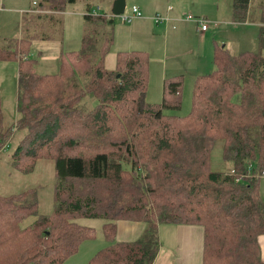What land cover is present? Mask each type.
Returning a JSON list of instances; mask_svg holds the SVG:
<instances>
[{
  "label": "trees",
  "instance_id": "trees-1",
  "mask_svg": "<svg viewBox=\"0 0 264 264\" xmlns=\"http://www.w3.org/2000/svg\"><path fill=\"white\" fill-rule=\"evenodd\" d=\"M76 2L34 1L23 15L16 45L6 46L10 41L0 37V59H19L16 128L25 135L13 150V165L28 173L39 160L50 158L57 176V205L49 215L37 213L38 200H28L24 192L0 195V239H7L0 250L13 252L0 264H62L94 234L77 217L106 221L111 244L90 264H155L160 225L167 223L204 227L203 264H264L259 243L264 234V26L259 53L238 57L225 46L216 47L214 71L197 79L192 113L180 116L165 110L181 109L182 76L165 79L162 103L147 101L150 62L145 51L120 55L118 70L105 67L114 39L110 11L98 14L87 7L82 49L63 57L59 73L30 71L33 41L54 39L43 24ZM254 12L264 23V0L257 6L254 0H234L235 22H257ZM63 89H75L67 95L74 117L55 109ZM89 92L98 98L97 108L79 110ZM238 92L241 102L235 103ZM76 120L84 129L74 127ZM13 126L0 98V151L8 147ZM220 142L228 168L216 171L212 152ZM181 193L191 208L182 205ZM35 215L27 228L20 227ZM121 219L146 222L139 239L115 241Z\"/></svg>",
  "mask_w": 264,
  "mask_h": 264
},
{
  "label": "rangeland",
  "instance_id": "rangeland-1",
  "mask_svg": "<svg viewBox=\"0 0 264 264\" xmlns=\"http://www.w3.org/2000/svg\"><path fill=\"white\" fill-rule=\"evenodd\" d=\"M34 1L44 2V0H0V37H5L10 41L4 45L14 47L17 39L21 38L23 15L31 12ZM115 1L77 0L76 3L68 5L64 13H56L54 22L45 21L43 24L45 34L58 39L49 40V42L36 40L32 43L28 56L33 58L34 62L30 63L33 66L30 71L36 70L41 75L59 73L60 63L58 62H62L64 56L78 53L82 49L86 27L84 15L87 13V7L90 6L91 10L103 14L104 11L112 10V4ZM124 1L126 5L123 13L113 16L110 20V30L114 39L104 65L110 71L118 70L120 55L145 51L150 62L146 99L152 104L163 102L165 79L162 80V74L182 76V107L180 110L167 109L165 110L167 114L188 116L192 113L197 79L214 71V52L218 45L225 46L233 56L238 57L246 53H259L261 50L259 24L262 22H235L233 19L234 0ZM259 1L254 0L256 6ZM134 6L139 7L142 17L125 22L124 17L132 16ZM169 6L173 7V11H168ZM100 7L101 9H99ZM47 8L48 6L45 4L43 9L47 11ZM36 13L43 14L44 12L39 10ZM157 14L169 16L175 21L157 24L154 21ZM189 15L206 19L207 30L202 31L196 22L186 20V16ZM226 20L229 23H226ZM173 24H176V29L172 28ZM262 24L264 25V23ZM18 83L19 59L16 57L0 59L1 105L5 119H8L11 125L14 124L6 141L8 147L0 151V195H18L24 192V196L28 200H38L37 213L49 215L54 212L57 205L54 191L57 181L54 161L50 158L41 159L36 163L33 171L26 173L15 168L11 159L13 150L25 135V131L16 128L17 120L20 117V113L18 114ZM74 91L75 89H70L68 93H74ZM68 93L64 92V89L60 92V99L54 103L55 109L60 108L61 111L74 117L72 111L75 108L68 105ZM233 101L241 102L239 92L234 95ZM98 104V98L89 92L77 108L91 111L96 109ZM42 105L49 107L48 103H42L41 108H43ZM45 113L43 109L40 116ZM75 122L74 127L78 131L84 129L79 120ZM227 168L228 164L223 158L220 142L212 152V169L223 171ZM260 194L264 202V175L260 183ZM184 195V193L179 195L180 202L186 209H189L191 205L185 203ZM36 218V215L27 218L20 224V227L27 228ZM75 221L83 227L92 228L94 234L83 239L77 251L62 264H90L101 250L111 244L105 234L106 221L102 218L92 217H77ZM174 227V224H162L159 251V253L163 251L162 255H165V252L168 253V240L166 241L164 232ZM3 239L7 241V239ZM3 239H0V243ZM168 243L172 244V239ZM9 252L13 254L11 250ZM9 252L0 250V263L9 256ZM160 261L158 260L157 264H160Z\"/></svg>",
  "mask_w": 264,
  "mask_h": 264
},
{
  "label": "crops",
  "instance_id": "crops-1",
  "mask_svg": "<svg viewBox=\"0 0 264 264\" xmlns=\"http://www.w3.org/2000/svg\"><path fill=\"white\" fill-rule=\"evenodd\" d=\"M99 9H101V7ZM171 11H173V9ZM110 12H112V10ZM254 16H255L254 18L257 19V22L263 23L262 17L260 18V15L258 13L254 12ZM172 21H175V19H172L169 23H171ZM226 23H229L228 20H226ZM262 23L259 24L260 31H261V27L264 26ZM172 28L176 29L177 28L176 24L175 25L173 24ZM54 39H58V38H54ZM42 41L49 42V40H42ZM58 63L61 64V62ZM175 76L177 75L164 73L162 74V80L167 79L166 77L169 78ZM174 226L175 227L171 228V230L169 229V231L164 232L166 241L168 240L170 242V239H172V244H169L167 241L168 253L165 252L164 253L165 255H162L163 251H161L158 254L155 264H157L158 260H161L160 264H203L204 227L198 224H185V225L174 224ZM145 227H146V222L142 220L139 221L125 220V219L118 220L115 241L117 242L136 241L137 239L140 238V236L144 232ZM161 228L162 225L160 226L159 234H161ZM160 240H161V235H160ZM259 243H261L260 244L261 252H262L261 254L264 260V247H263L264 234L259 237Z\"/></svg>",
  "mask_w": 264,
  "mask_h": 264
},
{
  "label": "built area",
  "instance_id": "built-area-1",
  "mask_svg": "<svg viewBox=\"0 0 264 264\" xmlns=\"http://www.w3.org/2000/svg\"><path fill=\"white\" fill-rule=\"evenodd\" d=\"M173 9V7H169V11H171ZM142 17V13L139 9V7L137 6H134L133 9H132V16H125L124 17V21L125 22H130L133 18H140ZM172 20L171 17L169 16H163L161 14H157L155 17H154V21L158 24L160 23H169L170 21ZM186 20H189V21H193V22H196L202 31H205L207 30V25H206V19L204 18H199V17H196V16H186Z\"/></svg>",
  "mask_w": 264,
  "mask_h": 264
},
{
  "label": "water",
  "instance_id": "water-1",
  "mask_svg": "<svg viewBox=\"0 0 264 264\" xmlns=\"http://www.w3.org/2000/svg\"><path fill=\"white\" fill-rule=\"evenodd\" d=\"M125 8V1L124 0H116L112 7V16L121 15ZM113 22V20H112Z\"/></svg>",
  "mask_w": 264,
  "mask_h": 264
}]
</instances>
